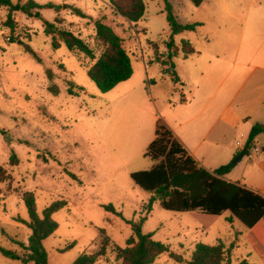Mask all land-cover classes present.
I'll return each instance as SVG.
<instances>
[{"label":"rangeland","instance_id":"374dc122","mask_svg":"<svg viewBox=\"0 0 264 264\" xmlns=\"http://www.w3.org/2000/svg\"><path fill=\"white\" fill-rule=\"evenodd\" d=\"M168 1L179 23H199L193 30L173 35L177 47L185 40L197 51L186 58L180 52L172 59L176 74L183 78L185 86L181 91L185 95L191 89L190 82L198 77L199 67L211 58L210 53L219 56L213 62L221 64V74H227L236 50L248 56L252 48L264 42V0H205L198 6L190 0ZM11 2L25 5L24 9L11 11L10 20L8 7L0 6V164L7 173L0 179V245L20 255L26 252L18 243L26 244L30 234L22 221H29L21 198L22 192L28 190L34 194L38 216L56 200L67 203L52 215L57 228L42 241L48 264H71L82 252H95L102 237L100 229L108 236V246L94 264H121L113 247L127 246L126 239L132 234L130 222L138 223L143 218L142 232L152 233L153 239L168 246V251L151 264H185L198 242H222L229 248L230 264L243 259L249 264H264V248L238 220L229 222L228 211L219 215L175 212L163 209L156 200L146 212L151 194L129 177L130 172L148 169L151 160L138 153L137 143L121 139V130L138 112L145 116L146 110H137L136 101L118 102L112 97L130 84L148 88L150 81L152 89L173 88V76L163 71L170 70L166 48L170 28L164 0H143L144 14L137 22L118 14L108 0ZM29 2L34 6L28 8ZM97 20L109 25L122 39L133 69L129 79L107 92L98 90L58 35L54 37L59 46L54 48L51 36L45 32V22L69 29L98 55L103 44L95 37ZM162 62L166 63L164 67ZM239 71L235 67L228 72L222 91L229 89L230 75ZM70 81L76 86H72L75 94L67 91ZM152 96L161 98L157 92ZM168 98L172 99L171 93ZM239 103L234 101L232 106ZM253 115L252 119L260 113ZM255 124L258 123H233L226 127L221 139L224 151L206 154L202 161L205 169L232 162L241 150L232 148L244 147ZM261 141L264 132L257 136V142ZM251 147L254 146L251 144L249 153L235 163L230 179L261 157L250 155ZM11 152L18 158L17 165L9 164ZM108 204L115 212L104 208ZM0 264L23 263L0 254Z\"/></svg>","mask_w":264,"mask_h":264},{"label":"trees","instance_id":"16d2710c","mask_svg":"<svg viewBox=\"0 0 264 264\" xmlns=\"http://www.w3.org/2000/svg\"><path fill=\"white\" fill-rule=\"evenodd\" d=\"M108 1L118 14L130 22L139 21L144 14L143 0H128L127 4L120 3L118 0ZM190 1L198 6L205 0ZM24 5L14 4L11 0H0V6L8 7L7 20H10L11 11L24 9ZM33 6L34 3L29 2L28 8ZM55 9L59 8L55 7ZM164 10L170 28V36L166 43L170 70L163 68V71H170L174 80L177 81L173 57L181 52L186 58L197 51L185 40L182 41L180 48L177 47L174 44L173 35L185 30H193L199 23H179L168 0H164ZM55 22L58 23V19ZM45 24V32L51 36L52 46L54 48L59 46V42L54 37L58 35L66 48L77 56L79 64L85 68L87 76L100 92L111 90L132 75L131 60L122 46V39L101 20L94 23L95 37L103 44V50L98 55L87 41L71 30L57 27L54 23L45 22ZM165 64V62L161 63L163 67ZM73 85L74 83L70 81V87L67 89L70 94L76 93L72 90ZM52 93L56 94V89H53ZM263 132L264 124L253 125L248 132L244 147L249 149L255 137ZM143 155L151 159L153 164L148 169L130 172L129 177L135 185L151 194L145 206L146 212L151 210L156 200L163 209L175 212L201 211L219 215L223 211H228L229 222L238 220L254 240L264 248V196L224 178L235 164L229 161L212 170L197 165L187 150L175 139L170 129L160 122L156 124L154 138L146 146ZM9 164L12 166L18 164V158L14 152L9 155ZM6 175V169L0 164V179ZM21 198L29 217V221H22L30 229V234L26 244L19 242L18 245L26 252L20 255L0 245V254L10 259H19L23 264L29 262L48 264L42 241L57 228V222L52 215L65 207L67 203L63 199L56 200L44 207L41 216H38L33 192L28 190L22 192ZM104 208L115 212L110 204L105 205ZM143 219L138 223L130 222L132 234L126 239L127 246L114 245L113 247L116 258L121 260V264H151L158 255L168 251V246L153 239L152 233L142 232ZM100 233L102 237L98 249L93 253L82 252L71 264H94L99 257L105 255L108 236L104 235L103 229H100ZM228 250L229 248H226L222 242L211 245L198 242L194 245L190 258L185 261V264H230L227 257ZM176 258L179 257L176 256ZM238 264L249 263L243 259Z\"/></svg>","mask_w":264,"mask_h":264},{"label":"crops","instance_id":"0c3cea01","mask_svg":"<svg viewBox=\"0 0 264 264\" xmlns=\"http://www.w3.org/2000/svg\"><path fill=\"white\" fill-rule=\"evenodd\" d=\"M235 54V59L228 72L235 67H239L240 71L228 78L227 86H230L228 90L222 91L221 88L224 77H227L229 73L221 74L223 70L221 64L213 62V58L219 59L217 58L219 56L212 53H210L211 58L205 64L197 66H201L199 67L200 73L195 80L190 82L191 89L187 95L181 91L185 84L179 75H177V81L174 78L171 80L173 88L169 89L157 87L152 89L150 81L147 82L148 88L139 89L140 86L130 84L126 89L117 90L112 97L114 101L133 100L136 101L137 110L139 108L146 110L145 116H141L138 112L129 123H125L121 130V139L137 143L140 147L138 153L143 155L146 146L154 138L156 124L163 123L197 165L207 168L202 162L205 155H217L224 151L221 139L226 127L233 123L264 124V42L252 48L248 56H245V52L240 49L236 50ZM178 84L181 88L177 90L174 86ZM116 86L112 89L118 88ZM152 92H157L161 98L154 99ZM170 93L171 100L168 98ZM237 100L240 101V106H232ZM258 112L260 116L252 119L253 114ZM243 136L245 135H240V137ZM257 136L252 146L260 147L258 151L261 152L259 154L257 150H253L250 155L261 157L250 164V167H244L236 178H229L236 166L225 174L224 178L264 196V141L257 142ZM236 145H240L239 141H236ZM242 147H234L232 150L238 151ZM143 157L146 156L143 155Z\"/></svg>","mask_w":264,"mask_h":264},{"label":"water","instance_id":"95a60500","mask_svg":"<svg viewBox=\"0 0 264 264\" xmlns=\"http://www.w3.org/2000/svg\"><path fill=\"white\" fill-rule=\"evenodd\" d=\"M248 153L247 147H242V149L239 151L238 155L233 159L232 163L235 164L239 159L242 158L245 154ZM156 197H158V194L156 193Z\"/></svg>","mask_w":264,"mask_h":264},{"label":"built area","instance_id":"2783aa9c","mask_svg":"<svg viewBox=\"0 0 264 264\" xmlns=\"http://www.w3.org/2000/svg\"><path fill=\"white\" fill-rule=\"evenodd\" d=\"M251 149L254 151H256V150L258 151V150H260V147H251Z\"/></svg>","mask_w":264,"mask_h":264}]
</instances>
